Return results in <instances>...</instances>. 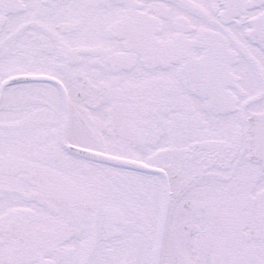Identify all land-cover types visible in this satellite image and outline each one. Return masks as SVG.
<instances>
[{
  "label": "snow or ice",
  "instance_id": "snow-or-ice-1",
  "mask_svg": "<svg viewBox=\"0 0 264 264\" xmlns=\"http://www.w3.org/2000/svg\"><path fill=\"white\" fill-rule=\"evenodd\" d=\"M0 264H264V0H0Z\"/></svg>",
  "mask_w": 264,
  "mask_h": 264
}]
</instances>
